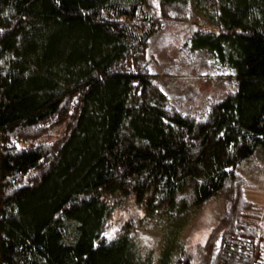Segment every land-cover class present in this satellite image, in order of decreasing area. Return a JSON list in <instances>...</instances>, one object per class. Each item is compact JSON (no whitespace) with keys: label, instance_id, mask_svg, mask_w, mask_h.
<instances>
[{"label":"trees","instance_id":"1","mask_svg":"<svg viewBox=\"0 0 264 264\" xmlns=\"http://www.w3.org/2000/svg\"><path fill=\"white\" fill-rule=\"evenodd\" d=\"M150 1L0 0V264H264L242 173L264 161V0ZM166 33L191 64L184 96L202 68L230 84L203 114L165 89L178 68L151 70ZM214 199L192 252L137 240L139 223L178 233Z\"/></svg>","mask_w":264,"mask_h":264},{"label":"rangeland","instance_id":"2","mask_svg":"<svg viewBox=\"0 0 264 264\" xmlns=\"http://www.w3.org/2000/svg\"><path fill=\"white\" fill-rule=\"evenodd\" d=\"M150 8L153 13H158V0H151ZM201 20L204 21V19ZM198 25L208 28V24L202 21H198ZM176 38L177 33L173 35L166 33L163 36H159L147 52V56L151 61L152 71L170 73L172 70L178 68V70L172 72L174 79L179 78V75L186 74L183 67L191 66V64L183 60L176 47L172 46ZM197 73L199 75H197L198 78L195 80V85L198 86L199 95L194 94L190 97L191 99L187 95L184 96V92L176 88V86L184 82L182 81L183 79L174 80L173 83H170V86H165V89L168 88L169 92L174 96V102L178 101V104L184 103L183 105L175 104V106L184 113L191 115L203 114L202 109L205 105L206 109L209 108L226 93V89L230 88V84L226 80L219 78L217 73L210 76L203 68ZM205 77L208 81L203 80ZM219 84L224 85V88H220ZM172 88L173 90H171ZM199 100L206 101L207 104L201 108L202 103ZM54 136L56 134L52 133L49 140ZM242 173L245 175L249 174V183L253 186L250 187L252 190L247 189L245 192L249 209L244 213L243 220L261 225L264 222V161L255 158L248 160L243 167ZM221 211L222 203L217 199L212 200L197 214L195 219L183 227L181 232L179 229L178 233H163L162 228L155 226L151 220L144 221L137 225V236L139 237L137 240L141 242L144 250L154 249L155 256L159 254L163 241H167L172 245L179 243L185 252H192L197 242L204 238L209 228L218 219Z\"/></svg>","mask_w":264,"mask_h":264}]
</instances>
